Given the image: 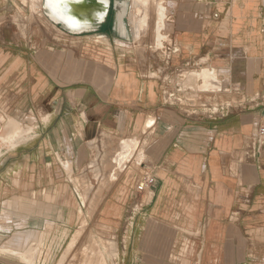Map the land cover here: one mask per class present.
Returning <instances> with one entry per match:
<instances>
[{
    "label": "crops",
    "instance_id": "crops-1",
    "mask_svg": "<svg viewBox=\"0 0 264 264\" xmlns=\"http://www.w3.org/2000/svg\"><path fill=\"white\" fill-rule=\"evenodd\" d=\"M106 1L105 22L79 33L61 13L54 19L45 0L40 7L71 35L117 32L124 48L127 28L139 40L152 23L150 63L132 68L127 59L126 69L103 70L102 78L71 70L77 85L51 91L48 70H26L31 63L11 53L0 57V110L12 117L5 127L0 119V264H35L29 255L34 244L42 257L44 233L32 220L66 218L73 197L85 218L94 217L90 202L103 204L107 221L120 207L115 264H264V141L254 145L264 122V0ZM191 67L203 68L185 70ZM39 85L54 97L40 91L37 100ZM38 108L34 137L24 127L16 137V118ZM152 123L144 147L139 138ZM146 175L156 183L139 193ZM99 186L111 193L85 192ZM82 232L69 242L73 253ZM110 244L102 260L90 253L78 264H111ZM50 246L54 252L59 244Z\"/></svg>",
    "mask_w": 264,
    "mask_h": 264
},
{
    "label": "rangeland",
    "instance_id": "rangeland-1",
    "mask_svg": "<svg viewBox=\"0 0 264 264\" xmlns=\"http://www.w3.org/2000/svg\"><path fill=\"white\" fill-rule=\"evenodd\" d=\"M29 3L32 5V10ZM40 6V0H0V57L3 55L5 57L8 53H11L16 59L22 57L23 61L31 63L30 65H26V70H37L38 74L40 70H48L46 71L48 74V85L54 87L51 91H56L55 89L59 88L58 85H77L76 79L70 78L71 70H80V75L84 72L88 73V70H95V74L92 76L102 78L104 76L102 75L103 70H117V67L126 69V66L123 65L124 63L126 64L125 61L127 59L130 65H132L130 66L132 68H136L135 66L137 65L141 67L142 62L150 63V59L147 56L149 54H146V52L149 46H155L152 23H150L149 28L146 30V34L139 40L134 38L131 27L127 28L130 41H128V47L124 48L117 43V39H121L117 32H112L110 35H106L100 31L71 35L56 26L50 19L46 18ZM3 32H6L5 37H3ZM3 38H5L6 41L3 40ZM142 59H144V61H142ZM9 63H11V61ZM216 65L215 63L208 67L216 69ZM203 67H191L185 70H200V68ZM132 68H130V70H135ZM21 70H24V66H21ZM38 74L36 79L39 78ZM72 74L75 78L76 74ZM84 76L85 77H83L80 82L87 81V74ZM54 80L57 83H55ZM36 83H39V80H37ZM194 88V90H199L197 86H194ZM42 90L43 88L40 90L39 85L35 93L37 100L40 91L42 95L45 94L46 90H44V92ZM47 94L51 95L49 97H54L53 93L50 94L49 92ZM47 97L48 96H45V99ZM1 99L2 97L0 94V104ZM36 113L37 114L30 113L20 119L16 118L20 123L16 126V137L19 134L18 132H23L24 128H31V138L34 137V127L38 125L40 115L39 108ZM1 118L5 119V122L2 124V127H5L4 125H6V122L12 117L6 110H0V119ZM3 129L4 128H2V130ZM150 133L148 132L146 136L143 135L139 138V141H142L144 147L149 144ZM19 140L21 142L23 141V139ZM16 141L18 140L16 139ZM20 141L17 143H21ZM7 142H10L8 137L1 139V146L7 145ZM24 143L26 142L21 144ZM133 169L134 171L131 175L141 171L140 167ZM69 174L73 176V172ZM85 189L86 193L89 192V194L92 195L95 193L98 194V197L111 193L110 186H99L96 188L87 187ZM126 191L127 188L125 187L124 189L122 188L120 192L122 194V196L120 195L122 199L120 203L124 205V210H126L127 206L126 197L124 198ZM46 195L49 197V193ZM72 200L73 204H70L67 210L68 216L66 218L57 220H32V227H40L43 229L42 232L44 233L42 234L44 243V254L42 257H40L42 253L39 250L34 251L36 247L33 244L32 253L34 252L33 254L36 255L34 257L37 258V260L34 261L35 264L38 262L39 258L38 264H78L90 253H92L91 258L96 259L94 262H97V260H102L104 258L101 255L103 253L105 255L106 251L102 250V246L104 247L108 242L112 244L108 247V252L110 253L106 259L111 261V264H115L113 260L119 253L120 240L118 235L113 232L116 226H120V219L123 217L120 207L118 208L120 213L118 214L117 220L107 221L100 217L103 204L97 202L93 204L94 202H90V215L92 214L94 217L85 218L83 215H78L77 204L74 197ZM116 202L118 203V201L114 200V203ZM122 225L124 227L126 226L124 223ZM79 231H83V235L80 244L73 253L69 242ZM58 233L61 235L59 236ZM114 239H116V245L113 244ZM55 242H58L59 246H57L58 249L56 251L52 252L50 243L52 244ZM45 246L48 248L47 251H45ZM67 246L68 249L66 250ZM89 246L96 251H88ZM111 249L113 250L110 251ZM62 257H64V263L61 261Z\"/></svg>",
    "mask_w": 264,
    "mask_h": 264
},
{
    "label": "water",
    "instance_id": "water-1",
    "mask_svg": "<svg viewBox=\"0 0 264 264\" xmlns=\"http://www.w3.org/2000/svg\"><path fill=\"white\" fill-rule=\"evenodd\" d=\"M47 10L50 11L49 8H47ZM60 13L64 15L66 19L71 17L77 20L80 28H96L105 22L109 13V2L106 0H62ZM152 126L153 123L149 128L146 127L145 136ZM141 145L143 146V144ZM127 164L128 162L125 164L123 171L126 169Z\"/></svg>",
    "mask_w": 264,
    "mask_h": 264
},
{
    "label": "built area",
    "instance_id": "built-area-1",
    "mask_svg": "<svg viewBox=\"0 0 264 264\" xmlns=\"http://www.w3.org/2000/svg\"><path fill=\"white\" fill-rule=\"evenodd\" d=\"M264 141V122L259 126L257 134L254 140V145L259 147ZM156 183V177L154 175L144 176L136 186V190L139 193H144L150 190Z\"/></svg>",
    "mask_w": 264,
    "mask_h": 264
},
{
    "label": "bare ground",
    "instance_id": "bare-ground-1",
    "mask_svg": "<svg viewBox=\"0 0 264 264\" xmlns=\"http://www.w3.org/2000/svg\"><path fill=\"white\" fill-rule=\"evenodd\" d=\"M46 3H47V0H46ZM135 8V7H134ZM134 10V9H133ZM58 13H60V12H58ZM52 14H53V18L55 19V18H57L58 16H56L57 15V13L56 12H52ZM135 14H136V12H135ZM132 16V15H131ZM62 17L65 19V20H67L66 19V17H64V15H62ZM132 21V20H131ZM131 23V22H130ZM87 28H89V27H84V28H80L79 26L78 27H75V28H73L72 26H70L69 27V29L70 30H72L73 32H76V33H79V32H83L84 30H86ZM120 42V41H119ZM12 127V126H11ZM15 128V127H14ZM14 130V129H13ZM6 133H8V132H6ZM11 135V134H10ZM35 251V250H34ZM34 253V252H33ZM33 253H31L30 255H29V259H31V260H34V256H36V255H34ZM32 256V257H31Z\"/></svg>",
    "mask_w": 264,
    "mask_h": 264
},
{
    "label": "clouds",
    "instance_id": "clouds-1",
    "mask_svg": "<svg viewBox=\"0 0 264 264\" xmlns=\"http://www.w3.org/2000/svg\"><path fill=\"white\" fill-rule=\"evenodd\" d=\"M61 3H62V0H47L46 7L51 9L52 12L58 13L61 10Z\"/></svg>",
    "mask_w": 264,
    "mask_h": 264
},
{
    "label": "snow or ice",
    "instance_id": "snow-or-ice-1",
    "mask_svg": "<svg viewBox=\"0 0 264 264\" xmlns=\"http://www.w3.org/2000/svg\"><path fill=\"white\" fill-rule=\"evenodd\" d=\"M67 20H68V23H69L73 28L79 26V25H78V22H77L76 20L72 19L71 17H68Z\"/></svg>",
    "mask_w": 264,
    "mask_h": 264
}]
</instances>
